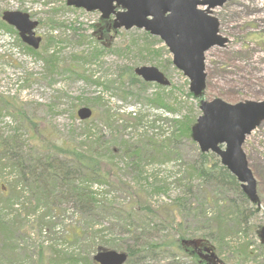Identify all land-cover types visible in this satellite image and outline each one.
<instances>
[{
  "label": "rangeland",
  "instance_id": "374dc122",
  "mask_svg": "<svg viewBox=\"0 0 264 264\" xmlns=\"http://www.w3.org/2000/svg\"><path fill=\"white\" fill-rule=\"evenodd\" d=\"M5 10L27 11L33 19L39 20L35 31L42 41L39 48L34 49L22 40L15 28L16 31H9L0 23V95L13 103H22L27 115L34 117L44 129V138L56 143L76 144L84 138L83 130L87 125L77 114L82 105L78 98L82 97H102L101 104L91 106L93 115L87 119L89 126L98 130L102 138L110 140L117 135L133 143L151 137L167 143V139L176 137L180 120L189 117L196 120L202 114L200 98H222L232 104L264 99V0H231L210 11L218 18L220 33L227 42L206 52L207 85L199 98L190 91L189 78L173 64L168 46L158 36L150 33L146 36L144 29L122 27L117 32L98 34L96 26L102 24L100 11L69 6L66 0H0V21ZM96 41L106 48L92 53L99 47ZM48 53L58 55V71L49 69L44 58ZM96 55L99 58L95 60ZM130 65L134 68L157 66L170 84H141L142 77L133 85L126 79L110 84L109 88L107 82L105 85L93 82L116 79L118 73ZM120 81H125L124 86H130L137 93L119 91L116 87ZM161 99L167 103L166 107ZM8 108L0 102V128L14 130L18 126L25 138L31 137L33 132L26 123L23 125L19 114ZM108 109L113 123L118 125L117 132L111 131L113 128L104 122ZM176 140L169 145L173 151L169 159L156 156L157 159L151 161L146 157L140 166L132 164L123 152L119 155L104 153L103 167L112 173V180L95 182L92 188L99 198L122 212L115 211L114 217H89L68 200L57 201L51 206L41 204L36 212L28 214L22 208L24 198L11 209L2 204L0 216L8 222L4 230L10 239L4 240L0 230V264L84 262L85 258L94 256V252L90 254L89 236L85 234L75 239L71 233L82 230L83 234L81 227L85 228L90 222L94 229L101 230L99 236L116 246L131 243L132 233L136 235L139 226L137 232L144 233L147 243L169 241L183 233L185 237H199L195 247L199 250L197 256L205 250L215 259L217 254L227 264H264L261 236L264 226V121L242 144L257 182L259 204L246 200L242 189L236 185L223 188L195 175L190 167L199 160L201 150L192 138V126L190 136ZM13 179L14 174L10 175L7 170L0 177V184ZM24 195L29 196L27 192ZM177 197L188 200L185 206L193 201L198 207L194 208L195 212L184 209L183 217L175 220L178 229L173 230L163 222L170 217L169 213H159L161 217L151 213L167 208ZM213 198L220 201L213 205ZM236 207L245 210L246 217L229 223L224 242L203 236H209L213 225L211 218L218 215V211L221 214L223 210L235 212ZM235 214L228 218L235 219ZM125 223H128L127 229L135 231L123 229L120 224ZM244 245L249 249L248 255L241 250ZM108 249L119 250L116 247ZM174 261L194 264L191 257L169 253V249L164 253L151 251L143 258V264H173Z\"/></svg>",
  "mask_w": 264,
  "mask_h": 264
},
{
  "label": "trees",
  "instance_id": "16d2710c",
  "mask_svg": "<svg viewBox=\"0 0 264 264\" xmlns=\"http://www.w3.org/2000/svg\"><path fill=\"white\" fill-rule=\"evenodd\" d=\"M9 31H16L13 26L7 24L6 22L0 21ZM100 26H96L97 33L107 34L108 31H115L117 29L113 28L112 19H102ZM146 36H149L148 32H145ZM99 44V47H96L95 51L92 53L98 52L99 49H105L106 46H103L99 41H96ZM79 56V55H78ZM81 57V56H79ZM46 63L49 69L57 70L60 61L56 53L46 54L44 56ZM99 56L96 55V59ZM87 61V58H83ZM87 63V62H86ZM58 71V70H57ZM84 72V71H83ZM117 77V76H116ZM90 79L89 77H87ZM128 80L131 85L140 81L139 77L134 73V66L130 65L126 69H123L118 73V78L106 80L101 82L100 79L94 80L98 84L108 83V88L110 84H113L119 80ZM125 81H120L118 87L119 91L124 92L125 94L137 93L130 86H124ZM141 84H147L145 81H141ZM82 105H88L92 107H97L101 104L102 97L95 96L94 98H78ZM155 99V98H153ZM160 99V98H159ZM155 101V100H154ZM0 102L3 103L4 107H9L15 109V111L22 118L23 125L26 123L27 127L31 133V137L25 138L24 134L20 131L19 127H15L14 130H5L0 128V177L4 173H7L9 170L10 175L14 174V179L7 183L0 184V208L2 204H5L8 208H12L16 202H19L22 198L25 200L22 202L25 204L22 208L26 214L34 213L38 210L41 204L56 205L57 201H71L75 207L84 215L94 218V216L100 217L104 215L115 216L116 212L121 213V211H116L108 201H105L98 197L97 191H95L92 186L93 183H104L111 182V172L103 167L104 162V153L107 152L110 155H119L121 152L124 155L128 156L132 164L137 166L141 165V161L146 159L155 160L156 156L161 159H169L171 157L172 148L169 145H173L177 141V137L190 136L191 126L195 123V119L186 118L185 121L180 120V130L179 134L174 135V138L167 139V143L162 140H156L151 137L146 140H138L136 143L131 142L130 140L118 138L117 135L111 139L102 138L98 130L95 131L91 126H89V120H83L87 127L83 130V139L81 142L76 144H64L56 143L52 140L44 138L46 135L43 133L39 127L38 121L34 117H30L24 110L22 103L15 102L13 103L10 99L2 97L0 95ZM160 102V101H159ZM161 102L166 107L167 103L161 99ZM81 105V106H82ZM76 107V106H75ZM8 108V109H9ZM108 112V113H107ZM112 113L110 110H105V123L107 126L113 128L110 129L113 132H117L118 125L112 121ZM117 121V120H116ZM195 173L200 178L205 180L214 181L220 187L232 186L235 185L236 188L241 190L240 183L236 177L230 173V171L221 164L219 158L215 153L211 152H201L199 153V160L195 161L191 167ZM193 173V174H194ZM192 174V175H193ZM160 188V187H159ZM25 192L29 196H25ZM242 195L246 200H249L246 195L241 190ZM214 203H218L220 200H215ZM188 202L184 197H177L173 203L169 204L167 208L158 210V213L155 211L151 213L154 216L161 217L160 214L165 212L169 213L170 217L163 219L164 223H167L166 226L171 227L173 230L176 228L175 220L179 217H183L184 209L194 211V202L191 201L190 206L183 205ZM210 203V199L208 200ZM234 204V203H233ZM202 206V205H200ZM116 211V212H115ZM160 213V214H159ZM234 213L236 215L235 219H229L228 217L232 216ZM246 217V212L243 209L236 207V211L227 212L224 211L222 214L218 211V215L213 216V225H211V232L209 236L203 235L208 239L217 240L219 243H222L228 237V234L225 232L227 228L230 227L229 223L232 221L236 222L240 219L244 220ZM162 222V223H163ZM8 222L0 216V230L4 240L10 239L6 237V232L4 229L7 227ZM91 223V224H90ZM86 224L85 228L81 227L84 230H74L71 233V237L74 238L82 237L85 234L89 237L90 241V254H94L100 249H108L116 247L119 250H125L128 252V260L126 264H143V258L151 251H160L162 253L165 250L169 249V253L174 254L181 253L192 258L194 264H227L219 256L216 259L208 255L205 250L200 251V255H196L199 250L195 249L196 243L199 242V237H185L186 234H181L177 237H174L172 240L165 242H150L147 243L144 240V233L137 232L139 226H137L136 231L134 229H127L128 223L120 224L121 227L125 230L135 231L136 235L132 233L131 243L124 245L116 246V244L111 243L108 240H105L104 236H99L101 230L94 229L92 222ZM173 224V225H172ZM181 225L180 222H178ZM79 228V229H81ZM214 233V237H213ZM124 240V239H122ZM4 244L6 242L4 241ZM244 254H247L249 249L247 245L242 246L241 248ZM248 255V254H247ZM71 260L72 263L76 264H96L93 257L89 256L85 258L84 262L80 260ZM60 262L51 261L49 264H59ZM173 264H179V262L174 261Z\"/></svg>",
  "mask_w": 264,
  "mask_h": 264
},
{
  "label": "water",
  "instance_id": "95a60500",
  "mask_svg": "<svg viewBox=\"0 0 264 264\" xmlns=\"http://www.w3.org/2000/svg\"><path fill=\"white\" fill-rule=\"evenodd\" d=\"M229 0H66L67 5L99 10L102 18L114 17V28L145 29L159 36L173 55V64L189 78L190 91L201 97L207 85L206 52L224 46L227 38L219 32V20L211 9ZM2 19L14 26L22 40L38 49L42 37L36 35L39 21L27 11L5 10ZM135 73L145 81L170 84L164 72L154 65H141ZM202 114L192 126V137L202 152L217 154L222 165L237 178L249 199L259 204L257 182L242 148L248 134L264 121V99L235 104L222 98L201 99ZM78 116L90 118L93 109L83 105ZM264 240V226L261 229ZM99 264H125L128 253L100 249L94 256Z\"/></svg>",
  "mask_w": 264,
  "mask_h": 264
}]
</instances>
